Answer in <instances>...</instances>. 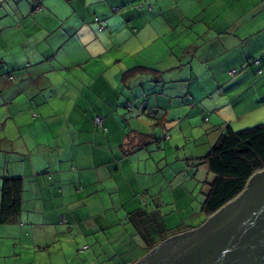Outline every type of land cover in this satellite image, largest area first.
Instances as JSON below:
<instances>
[{
  "label": "crops",
  "instance_id": "obj_1",
  "mask_svg": "<svg viewBox=\"0 0 264 264\" xmlns=\"http://www.w3.org/2000/svg\"><path fill=\"white\" fill-rule=\"evenodd\" d=\"M208 3L214 23L192 30L176 26L194 15L191 0H10L0 12V200L2 178L14 177L22 201L17 218L0 223V238L19 230L27 240L30 230L48 246L61 242L65 223L77 227L66 229L76 239L90 231L73 222L80 207H136L126 220L151 218L148 207L165 201L142 152L166 146L179 117L209 112L186 124L214 132L215 143L233 130L231 116L239 122L264 105V0ZM140 115L152 118L150 133L131 124ZM96 215L87 216L90 228ZM102 227L110 237L109 223ZM151 243L146 254L160 244Z\"/></svg>",
  "mask_w": 264,
  "mask_h": 264
},
{
  "label": "rangeland",
  "instance_id": "obj_2",
  "mask_svg": "<svg viewBox=\"0 0 264 264\" xmlns=\"http://www.w3.org/2000/svg\"><path fill=\"white\" fill-rule=\"evenodd\" d=\"M0 1V12L5 14L9 10L10 0ZM208 2L209 0L205 4H200L197 0H191L190 11L194 15L183 18L182 24L179 23L176 26L192 30L199 29L205 24L211 27L209 24L214 23L213 20L217 15L215 6L209 5ZM231 71L227 76L233 81L232 78L236 75ZM219 90L216 87L214 90L211 88L205 97L208 99V95H215ZM256 90L257 88L251 90V94L256 93ZM260 93L259 97L262 96L263 91ZM217 95L215 99L218 97ZM204 106L206 107V105ZM228 113L230 112L227 111L226 114ZM201 114L177 118L176 126L166 132L165 140L171 139L166 146H162L160 143V148L149 146L147 151L142 152V157H150L147 166L151 167L153 176L156 179L160 178V183H157L156 186L158 189L162 188L159 193L165 201V204L160 207H148V215L152 216V219L142 216L139 221H134V218L131 221L126 220L133 215L136 207H87L84 208L85 211L83 207H80L79 215L73 219V222L80 221L83 228L90 229L84 234L86 239L81 234H78L76 239L70 237L67 233H73V231L67 232L66 229H77V227L75 225L69 227L65 223L61 226L64 231L61 235V242L48 246L35 243L34 235L30 230L26 231L27 240L25 238L22 240L21 232L17 230V233H10L8 237L1 236L0 264H125L134 255L139 257L138 260L144 257L146 252L142 251L141 247L146 244L155 241L159 243L163 238L183 233L194 223L199 224L206 217L202 212L201 205L208 182L212 179L209 172H204L205 165L200 164V159L207 154L214 143L213 135L215 136V133L206 134L207 131H205L206 137L205 134L203 135V129L188 126L186 123L192 124L196 119L206 121L205 119L210 116V113L205 110ZM134 117L136 120L139 116ZM148 119L152 121L151 117L140 115L138 124L134 123V120H130V122L141 128L142 132L150 133L151 126L148 127L149 130L146 127ZM231 119L233 131L264 124V105L244 115L239 122L234 116H231ZM206 125L209 123L204 124V126ZM158 131L160 132L161 129ZM192 154L198 157L194 161L190 159ZM172 192H174V199L171 196ZM92 214H97L96 216L99 217L94 219L96 224L90 228L86 222L87 216ZM105 222L110 225V237L108 234L102 233L101 228ZM18 228L21 229L19 225ZM84 246L88 248L82 250Z\"/></svg>",
  "mask_w": 264,
  "mask_h": 264
},
{
  "label": "water",
  "instance_id": "obj_3",
  "mask_svg": "<svg viewBox=\"0 0 264 264\" xmlns=\"http://www.w3.org/2000/svg\"><path fill=\"white\" fill-rule=\"evenodd\" d=\"M135 264H264V170L198 228L166 239Z\"/></svg>",
  "mask_w": 264,
  "mask_h": 264
},
{
  "label": "trees",
  "instance_id": "obj_4",
  "mask_svg": "<svg viewBox=\"0 0 264 264\" xmlns=\"http://www.w3.org/2000/svg\"><path fill=\"white\" fill-rule=\"evenodd\" d=\"M256 59L260 60L259 64L254 63ZM251 63L256 66L258 74L263 72L261 58H252ZM258 69H261V72H258ZM8 75L10 73L6 76ZM200 160V164L205 165L212 175L201 205L202 212L208 219L242 193L254 174L264 170V124L240 131H233L227 126ZM21 201V178H2L1 224L17 218L21 210ZM132 214H137V211ZM166 239L163 238L160 243Z\"/></svg>",
  "mask_w": 264,
  "mask_h": 264
},
{
  "label": "built area",
  "instance_id": "obj_5",
  "mask_svg": "<svg viewBox=\"0 0 264 264\" xmlns=\"http://www.w3.org/2000/svg\"><path fill=\"white\" fill-rule=\"evenodd\" d=\"M139 8V6H137ZM39 10V7L36 8V11ZM113 12H118L119 11V8H113L112 9ZM95 22L98 23V26H99V30H102L103 29V24H102V21H100L98 18H95ZM260 60H254V63L255 64H259ZM232 73H234L235 71L232 70L231 71ZM258 72H261V69H258ZM6 78L9 80V81H12L13 80V76L10 74L8 76H6ZM95 124L96 125H102V120L101 118L99 117H96L95 120H94ZM87 248V246H84L82 248V250H85Z\"/></svg>",
  "mask_w": 264,
  "mask_h": 264
}]
</instances>
